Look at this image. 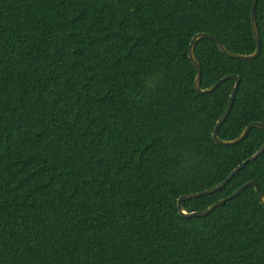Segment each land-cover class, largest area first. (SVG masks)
Wrapping results in <instances>:
<instances>
[{
	"label": "trees",
	"instance_id": "trees-1",
	"mask_svg": "<svg viewBox=\"0 0 264 264\" xmlns=\"http://www.w3.org/2000/svg\"><path fill=\"white\" fill-rule=\"evenodd\" d=\"M254 0H0V264H264L254 187L205 217L178 200L222 183L264 143L254 128L221 146L214 128L235 80L195 89L192 38L232 53L257 47ZM258 58L195 48L202 88L238 75L222 140L264 124V0ZM249 181L264 194V153L204 211Z\"/></svg>",
	"mask_w": 264,
	"mask_h": 264
},
{
	"label": "water",
	"instance_id": "water-1",
	"mask_svg": "<svg viewBox=\"0 0 264 264\" xmlns=\"http://www.w3.org/2000/svg\"><path fill=\"white\" fill-rule=\"evenodd\" d=\"M258 1L259 0H254L253 2V6H252V10H251V21H252V28H253V32L257 41V47L256 50L253 54L250 55H242V54H237V53H232L229 50L226 49V47L213 35H210L208 33H199L197 35H195L190 43V47H189V58L192 61V63L196 66L197 68V76L195 79V89L197 91V93L199 95H207L212 93L213 91H215L216 89H218V87L226 82L227 80H235V86L234 89L230 95V99L227 105V108L225 110V112L223 113V115L221 116V118L219 119V121L217 122L214 131H213V140L221 146H233V145H237L242 143L249 135L250 131L254 128L257 129H262L264 130V124L261 122H253L251 124H249L241 133V135L234 139V140H222L219 137V129L221 128V126L225 123V121L227 120L228 116L231 113V110L233 108L236 96H237V92L241 83V77L238 75H228L226 77H223L220 81H218L216 84H214L213 86L207 88V89H203L202 88V75H203V69L202 66L200 65V63L196 60L195 57V48H196V44L199 40L201 39H210L213 40L218 48L228 57L230 58H235V59H240V60H246V61H251L254 60L256 58L259 57L260 53H261V49H262V45H261V39H260V33H259V29H258V24H257V19H256V9H257V5H258ZM264 153V143L263 145L260 147V149L254 154L252 155L249 159L245 160L244 162H242L238 167H236L229 175L228 177L219 185L212 187L210 189H207L205 191L202 192H198V193H192V194H188V195H183L179 198L178 200V211L181 217L183 218H193V217H205L209 214H211L218 206H222L225 203H227L228 201L238 197L241 193H243L247 188L249 187H254L255 191L257 193V196L259 198V201L261 203V205L264 208V194L261 192L259 185L256 181H249L247 183H245L243 186H241L239 189H237L232 195L217 201L216 203H214L213 205H211L208 209L204 210V211H194V212H188L184 206H183V202L190 200V199H195V198H199L202 196H206V195H210L213 193H216L220 190H222L224 187H226V185L228 183H230V181L241 171L243 170L246 165H248L250 162H254L258 157H260L262 154Z\"/></svg>",
	"mask_w": 264,
	"mask_h": 264
}]
</instances>
